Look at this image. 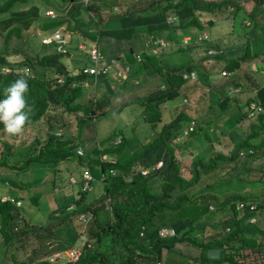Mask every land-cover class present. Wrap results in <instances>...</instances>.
<instances>
[{"label": "trees", "instance_id": "obj_1", "mask_svg": "<svg viewBox=\"0 0 264 264\" xmlns=\"http://www.w3.org/2000/svg\"><path fill=\"white\" fill-rule=\"evenodd\" d=\"M66 1L65 9L63 8L58 14L46 17L49 19L47 21H38L36 25L38 27L44 24L49 25L53 21L57 25L61 24L66 20L64 16L66 14L71 16L80 27L83 23L73 11L77 10L78 13L77 6L79 5L73 3V0ZM141 1L145 5L118 15L120 26L114 30L116 29V33H122L124 38L129 39L144 32L150 36H159L162 32L176 30L184 23H193L198 30H203L202 28L213 23L212 16L236 17L238 14L242 18L246 17L248 23L245 28L243 27L245 29L243 32L251 28L257 29L264 24V8L260 5L264 0H253V8L247 13L242 10L240 0H160L162 3L159 0ZM45 5L51 6L52 4L47 2ZM83 6L86 10L92 11H96L98 8L95 0H87L83 2ZM229 6L232 8L229 9ZM172 7L177 14V22L167 26L164 20L165 11ZM198 7H200L199 15L195 17V9ZM39 8L40 0H0V31H4L2 34L0 33V36L3 38V45L11 35L21 37L22 31L28 29L36 19H41ZM156 9L158 10L156 11ZM259 16L263 19H257ZM202 17H205V25L201 22ZM179 21L180 25H176ZM93 23L95 26V20ZM139 25H144V30H135V27ZM232 28L233 24L225 30L224 35L219 39L212 37L207 41L208 47L213 52H195L196 43L205 39L197 42L191 39L189 43L183 46L179 44L174 48L180 52H191L193 54L191 60L171 62V64L160 62L164 54L161 55L159 51L145 53L141 67L130 68L129 66L127 74L124 76L122 84L124 86L125 82L130 79H132L131 84L142 82L144 76L147 75H151L152 80L153 73H156L165 83L164 86L148 89L144 95L143 110L145 115L142 116V120L152 129V134H149L148 138L143 136L144 140L141 142L140 148L123 160L118 158V155L123 151L128 138L123 135L122 131L117 129L111 136L104 138L101 141V150L93 148L92 151L106 152L111 158L103 161H98L96 157L87 158L85 164L89 169L91 165L95 164L103 172H107L109 167H113L116 169V173L101 181L99 194L87 200L85 198L87 190H80L78 183L75 182L78 185V197L73 198L70 195V199L67 198L59 205L56 201L54 208L46 210L47 216L43 221L32 223L29 218L21 215L19 208L22 206V202L15 193L9 194L10 196H0V261L4 257L3 248L13 244L14 249L9 252L10 264H54L55 261L51 262L48 258L25 257L16 260L14 250H20L23 255H26L29 244L35 238L47 239L46 242L50 243L48 236L52 234L57 240L58 232L62 230L65 220L69 217L75 220L79 212H89L90 216L85 221L77 219V233L83 235L89 243L83 245V241L76 264H135V256L144 263L145 256L159 257L162 249L170 251L179 242L190 244L192 248L197 249V254L191 258L198 264H264V253L262 252L264 251V229L257 227L256 224L255 228L247 229L242 224L244 221L249 222L250 216L261 211L259 208L249 212L246 205H243L239 215L235 217L236 219H227L226 217L223 220L222 214H220L222 224L216 218L215 221L209 222L212 215L205 216L209 212L210 206L213 205L211 201H217L218 198L220 201L217 206L222 210V213L225 207H228L227 210H230L233 216L236 215L234 206L238 200H251L255 201L257 206L260 205L255 194L251 198V192L244 195L241 188L245 184H255V181L260 180V175H264V166H262L264 165V82L257 83L254 77H251L250 72L241 69L240 62L243 60L250 62L251 58L259 57L264 51L261 50V46L254 50L251 49L250 39L241 35L243 32H238L237 36H233ZM94 30L98 36L101 29L97 28V23ZM107 32L103 29L101 35ZM242 36L243 42L236 43L235 41H239ZM193 45L194 47H191ZM263 47L264 42H262ZM239 48L241 51L234 54ZM128 50L131 51L132 47H128ZM6 54L4 49L0 53V99L4 98V88L20 76L27 79L30 91L34 90L38 97H29L28 99L33 113L23 132L17 135V137L22 136V139L14 141L15 136L7 134V138L0 137V167L8 170L0 172V176H2L0 182L5 186H10L16 192L28 193L27 191L31 187L43 182L40 181L41 177L34 176L35 168L25 170L27 167L36 164L37 169L55 173L59 171L60 161L76 159L79 162L85 159L88 154L77 156L74 153L75 142L62 137V135L56 137L51 134L47 135V132L44 131L42 139L37 137L39 135V131L36 130L38 127L46 126L48 128L52 125L56 127L57 124H60L56 117L45 112L49 103L59 104L67 111L79 110L85 116L92 115L94 119L116 109H103L101 115L99 114L98 110L108 104L109 93H102L101 97L93 93L94 96H92L91 88L92 92L86 93L87 86H84L86 74L81 70L68 69L57 61L56 57L62 54L61 52L34 53L33 55H24L20 60L12 59V61L6 59ZM232 54L233 56H229ZM198 55L204 60L194 61V57ZM220 61L222 63L218 64L217 62ZM215 65L217 66L213 68ZM4 66L9 67L10 70L3 71ZM248 66L252 67L253 65L248 63ZM15 67H27L30 72L26 76L20 75L17 71L12 70ZM262 68L264 70V60ZM51 69L53 70L50 82L52 85L45 87L49 79L44 80L43 74L50 72ZM191 69H194L199 83L198 87L192 86V90H197L200 95H205L208 92V100L207 97H201L197 101L202 102L203 105L206 104V100L207 105L214 101L219 108V115L222 110L227 108L229 100H231V105L237 103V95L240 94L242 88V84L239 82L240 76L237 73L243 71L244 76H247L245 78L249 80L253 94L245 102L244 112L247 111L250 101L257 103L260 109L256 113V121L249 122V132L239 136L240 139L234 142L227 156L219 151L211 150V137L215 135L212 129L217 128L223 131L224 118L216 116L202 124L194 125L187 133L181 134L177 140H175V136H171V133L185 119L184 112L179 109V112H175L169 121H164L161 118L160 108L165 100L173 98L178 92H182L183 98L186 97V93L189 91L184 88V84L187 79H193L195 76L185 78L181 73ZM221 69H225L228 73L220 74ZM215 74H219L224 79L216 84ZM39 76L40 79H38ZM57 76H61L63 81L58 82ZM227 76L230 78L227 79ZM103 78L101 77V79ZM232 92L234 94L231 95ZM39 93H41L40 97ZM81 94L87 100L80 101L78 98ZM126 103L124 102V105ZM237 105L238 103L235 104V106ZM115 108L119 109V107ZM89 113L90 115H87ZM251 116H255V114ZM39 117H42L41 122L38 121ZM87 118L91 120V117ZM186 119L189 121L193 118ZM3 128L4 125L0 123V133L4 132ZM117 134H119L118 142L111 143L110 139L116 137ZM194 137L203 143V150L207 153L204 158L190 159L189 165L186 166L180 159L178 148L192 143V141L196 142ZM196 145L200 147L197 142ZM157 148L159 151L162 148L168 153V159L163 162L162 170H159L160 167L153 168L145 163L136 162L137 159H145L148 151L152 152ZM151 155H153V163L161 158L158 153H151L149 156ZM143 168H147L145 173L141 172ZM249 174H254L255 177L250 176L249 178ZM16 176H18L17 181H15ZM26 176H29L26 182H19L20 178ZM127 177L129 180L126 179ZM51 181L53 186L55 183ZM228 181H234L235 185L229 184L239 190L237 192L228 190V186L221 190L220 187L226 185L225 183ZM68 184H71L69 177ZM218 184L220 187H214ZM40 188H33L34 190L24 196L36 208L41 202L47 206L43 196L51 191L48 188L46 190ZM226 192L232 193L226 194ZM16 200L19 201L18 204H15ZM56 207L59 211L58 216H53L54 214L50 216ZM182 214L185 216H181ZM203 217L206 218L203 220ZM58 225L60 226L57 229ZM164 226L172 227L174 234L169 237L158 236V229ZM206 226L208 228L205 229ZM224 226H228V228L225 229ZM140 231L141 234H139ZM258 237L263 241H259ZM42 243L40 242V244ZM30 247L32 250L36 248ZM53 247L60 249L62 245L57 240ZM241 248H246L248 251L239 256ZM208 251H215L217 254L209 256L207 255ZM255 254L260 255L256 256L253 263H250L249 258Z\"/></svg>", "mask_w": 264, "mask_h": 264}, {"label": "rangeland", "instance_id": "obj_2", "mask_svg": "<svg viewBox=\"0 0 264 264\" xmlns=\"http://www.w3.org/2000/svg\"><path fill=\"white\" fill-rule=\"evenodd\" d=\"M31 1V0H30ZM50 3L51 6L45 5L47 2ZM90 1V0H89ZM96 4H98V8L96 11L92 10H86L83 6V1L81 0H73V3L77 6L78 13L77 17L80 18L81 22L83 23L80 27L73 21L72 17L69 15L64 14L66 17L65 22L63 21L61 24H55V21L51 22L49 25L44 24L43 26L38 27L36 23L40 20L47 21L49 20L46 17L52 16L51 13H47V10H52L53 14H58V12H61L66 6L67 1L66 0H40V8L39 11L41 13V19H36L30 27L21 33V37H16L14 35H11L9 39H7L6 43L3 45V38L0 36V53L4 49V53L6 54V59L8 61L14 60H20L23 58L24 55H33L34 53H56L61 52L62 54L58 55L56 57L57 61L61 62L62 65L68 69H77L79 70L84 65H89L91 63V59L87 54L86 50L77 49L78 43L83 44L84 48H90L95 47L99 53L101 51L99 50V41L102 37L96 36L95 32L92 31L97 20H108L110 24H113V21L118 19V15L123 13L124 11L130 10V9H137L141 6L145 5L143 1L141 0H95ZM243 1V8L245 11L249 9V7L252 4L251 0H242ZM82 2V3H81ZM160 3L162 1L159 0ZM156 4V2H155ZM113 5L115 8H113ZM264 5V4H263ZM52 8V9H50ZM156 8V7H155ZM158 9H156L157 11ZM196 14L194 13L195 17L199 15L200 7L195 9ZM141 13V12H140ZM139 13V14H140ZM166 16H174L177 17L176 12L174 11L173 7L171 9H166L165 11ZM63 16V14H62ZM213 23L210 26H205L203 29L204 32H206L207 37L205 40L196 43L197 48L194 49L195 52H207L209 47L207 41H209L212 37L214 39H219L222 37L225 33V30H227L231 24H233L232 28V35L237 36L238 32H243L245 29V26H247L248 20L247 19H240L239 16H228V17H220V16H212ZM257 19H263L260 16ZM95 20V26H93V22ZM202 24H206L205 17H202L201 19ZM177 22V18L175 19L174 23ZM99 23V22H98ZM239 23V24H238ZM243 24V25H240ZM180 25V21L176 24ZM244 27V28H243ZM54 28H57L60 32V38L54 39L50 38L51 32ZM119 28V27H118ZM144 25H139L135 27V30H144ZM101 29V27H100ZM97 31V30H96ZM199 30L192 24L184 23V25H180L176 28V30L172 29L169 31L162 32L160 36L164 40H172V45H167L166 47L160 48V53L163 55V58L160 60V62H165L168 64H171V62H178V61H187L191 57V52L189 51H177L176 49L172 48L173 44L177 43L179 38L188 33V34H195ZM4 32V31H3ZM0 31V33H3ZM98 35V34H97ZM244 37H248L250 39L251 49L259 48L261 46V50L264 51V47L262 48V42H264V24H262L261 27L251 28L246 30L245 32L241 33ZM243 36L239 41H235L236 43H242L243 42ZM254 36H259L258 38H252ZM24 39V40H22ZM149 39V36L144 32L142 34L134 35L132 38H124V37H117L116 42L112 45L107 46L106 48H101L104 50V55L108 56L109 54L113 53H119L120 54L116 57L111 56L107 59L106 62H108L111 58H114L118 60L117 62L121 61V59L128 60L125 63H128L130 68H137L141 67L142 60H144V54L148 53L143 48V41ZM213 39V40H214ZM22 40V41H21ZM119 41V42H117ZM234 43V44H236ZM59 44H63L60 46ZM233 44V45H234ZM132 47V50L129 51L128 47ZM191 47H194L191 46ZM162 49V50H161ZM241 51V48H239L234 54L239 53ZM213 52V51H211ZM15 53V54H13ZM134 53H139L142 56V59L138 61ZM103 55V58H104ZM227 55V54H226ZM225 55V56H226ZM229 56H233L229 55ZM228 58V57H227ZM191 60V59H190ZM194 61L197 60H204L200 58V55L195 56ZM264 60V52L261 53L259 57H253L248 62L246 60H243L240 62L242 65L241 69L245 72H250L251 77H254L257 83L261 84L264 82V70L262 68ZM123 61V60H122ZM93 62V61H92ZM184 63V62H183ZM218 64H221L222 61L217 62ZM248 63H251L253 66L249 67ZM217 65H215L213 68H215ZM9 70L10 68L7 67ZM5 70V66L4 69ZM13 71L16 70L20 75L29 74L30 69L27 67H15L12 69ZM193 70V69H191ZM51 69L50 72H47L43 74V79H49L48 84L45 87L51 86L50 83L52 80V72ZM194 71V70H193ZM243 71L237 73L239 77V82L242 84V88L239 90L240 94L237 95V103L238 105L235 106V104L230 103L231 100L228 101V106L225 110H222L219 113L218 106L214 103V101L211 102L210 105H207L208 100V92L205 95L198 94V91L193 89L192 86H199V83L197 81V77L190 79L186 81L184 84L185 87L189 92L186 93L185 100H183V94L182 92H178L173 98L167 99L164 101V104H162L160 108L161 112V118H163L164 121H169L175 114V112H179V109H181L184 112L185 119L181 121V123H186L188 120L186 118H193L195 121V125L202 124L205 121L210 120L211 118H215L218 116L219 118H225L226 123H223V131L217 128H213L212 131H214L213 137H211V150L213 151H219L220 153L224 155H228L230 150L232 149L231 146H233L234 142L237 139H240L239 136L243 135L242 133L249 132V122H255L256 121V114L255 116H249L247 115V111L244 112L245 109V102H247L249 96L253 94V91L250 89L251 85L249 83L248 78L246 75L244 76ZM111 71L100 74L96 81H99V78L106 77L108 73ZM122 76H125L127 74L126 71L122 70ZM242 75V76H241ZM121 76V78H122ZM151 75L144 76V81L139 83H133L130 86H128L126 83L125 88L120 90L119 93L122 94L121 98H131L134 96H137L141 92H143L142 95L137 96L135 99H129L127 103L122 108H114L116 110L111 111L110 113H107L105 115L97 117V119L93 123V131L94 135L96 137L97 141H102L107 136H111L113 131L120 129L122 131L123 135L128 138V141L124 144L123 151L119 153L118 158L123 160L125 157H127L129 154L135 152L138 150L141 146V142H143V136H147L149 134H152V129L147 125L146 122L142 120V116L145 115V112L143 110V100L144 95L147 93L148 89L154 88V87H161L164 86L165 83L162 78H159L156 73L152 74V80H150ZM230 76H227V79H229ZM40 79V76L38 77ZM224 77L220 76L219 74H215L214 81L217 84L218 82L222 81ZM114 83L116 85L117 79H114ZM118 86V85H117ZM116 86V87H117ZM195 87V88H196ZM116 90V89H115ZM112 92H114V88L111 89ZM234 94V92L231 93V95ZM41 96V93H39V97ZM29 97L36 98L38 95L34 90H29L27 94V99ZM119 97V96H117ZM201 97H207L206 104L203 105L202 102H198ZM113 98V97H112ZM119 99V98H118ZM213 104V105H212ZM239 106V107H238ZM104 108H101V111ZM45 112H47L49 115H52L53 117L57 118L58 122H62L64 127H69L68 123L69 119L72 118L73 112H68L64 108H62L59 104H52L49 103L47 108L45 109ZM69 113V114H68ZM77 118L79 117L76 114ZM81 116V115H80ZM43 117V116H42ZM38 120L41 122V118ZM73 120V119H72ZM219 123V122H218ZM31 125V124H30ZM35 125V124H34ZM36 127V126H35ZM43 128V131H42ZM38 127L36 130L39 131V135H37L38 138L42 139L44 137V131L46 130V126ZM158 128V127H156ZM179 128L172 131L171 136H175L179 132ZM73 130H75V127L73 126ZM35 133H37L35 131ZM70 134L67 135H73L75 137H79V132L73 133L72 130H69ZM78 133V135H77ZM88 133L86 131H82L80 137L81 140L86 137ZM170 136V137H171ZM1 138H7L6 133L1 132L0 133ZM119 138V134L116 135L115 141H117ZM196 138H198L196 136ZM196 140L197 144L200 147H197L196 142L192 141V143H187L186 145L178 148V154L180 156V159L182 162L187 166L189 165L190 159L192 158H204L206 156L205 151L203 150V143L199 141V139ZM14 141H19L22 139V136H15ZM172 139V138H171ZM182 139V138H181ZM180 139V140H181ZM179 140V141H180ZM253 140V139H252ZM178 141V142H179ZM189 142V141H188ZM173 143V142H172ZM83 144L93 145L95 144V139L93 141V137H89L86 139V141H83ZM177 144V143H174ZM87 145V146H88ZM151 153L155 154L158 153V156L161 158L159 159L161 161V166L159 170H162L164 168L163 162L168 159V153L165 150L159 151V148L156 150H153L152 152H147L145 159H137V163H145L146 165H153V155L149 156ZM83 160V159H82ZM157 164V163H156ZM85 164H82L80 162H77L75 160L70 161H60L58 164L59 171L55 173L47 172L46 170H41L36 168V164L27 167L25 170H33L32 168H35V174L34 176H39L40 181L43 182L41 184H38L34 187H31L28 193H30L33 188H40L42 190L51 189V191L45 196H43L44 200L46 201V205L44 202H41L39 206L36 208L31 202L29 203L26 199V196L28 193L26 192H16L13 188L10 186H5L2 182H0V196L4 197L6 195H11L15 193L22 202V206L19 208L20 214L23 215L26 218H29L30 221L33 223L34 221H43L44 218L47 216V211L49 209L54 208L53 206L56 204L59 205L60 203L64 202L69 196L71 195L73 198H77V188L78 185L76 183L68 184V177L70 175L77 176L80 174L81 168L84 167ZM264 166V165H262ZM261 167V166H260ZM50 170V169H49ZM48 170V171H49ZM92 179L90 181L91 189L87 190V193L85 195L86 200L93 198L95 195L99 194L101 190V181L98 180L100 171L99 168L93 164L91 165V168L89 169ZM7 169H4L0 167V172H6ZM12 174V173H11ZM30 176V175H29ZM28 176V177H29ZM255 177L254 174H249V178ZM2 177V176H0ZM28 177L20 178L19 182L24 183L28 180ZM18 176L15 177V181H17ZM53 179V180H52ZM52 180V181H51ZM233 180V179H231ZM264 175H260V180L255 181V184H245L244 187L241 188L243 190V194L251 192V198L254 197V194L257 197V201L260 203L259 206L256 205V208H259L261 211H257L256 214L253 216L254 219L252 220L250 218L249 222L244 221L242 224L247 227V229H253L255 228V224L257 227H260L261 229H264ZM54 182L55 184L52 186L50 183ZM56 181V182H55ZM59 182V183H57ZM218 183V182H217ZM232 183L235 185L234 181H231L228 183H225L226 185L220 187V185H215L214 187H220V189H225L227 186L229 187L228 190H233L234 192H237L239 189L237 187L231 186ZM241 184V183H240ZM238 184V185H240ZM237 185V186H238ZM257 185V186H255ZM221 189V190H222ZM224 191V190H223ZM230 194L232 192H226V194ZM9 195V196H10ZM70 196V197H71ZM250 198V199H251ZM70 199V198H69ZM217 201H211L212 206H210L209 212L205 214L206 217L212 215L211 218H209V222L214 220L215 218L217 221L222 224V218L223 220L227 217V219H234L239 215V213L236 214V216H232L230 210H227L228 207H225L224 212L222 213V218L220 216L222 210L218 208ZM17 204V203H15ZM216 206H215V205ZM33 205V206H32ZM214 206V207H213ZM45 209V211H44ZM213 211V212H212ZM56 213V214H55ZM54 214L53 216H58L59 211L56 207V210L50 213V216ZM181 216H185V214H182ZM203 217V220L206 218ZM77 218V217H76ZM78 219V218H77ZM77 219L72 220L70 217L65 220V224L62 227V230L58 232V238L57 240L61 243L62 247L54 248L53 245L57 243V240L53 235H49L48 238L50 239V243H47V239H37L35 238L28 246V253L26 255H23L20 250H14L15 251V259L21 260L25 257H33V258H48L49 261L53 262L54 264H62L65 262V257L63 255V250L71 245H76L77 247L80 245L81 241H84L83 245L88 244L89 242L85 239L83 235H79L77 233V227H78V221ZM236 219V218H235ZM62 224V223H61ZM60 224V225H61ZM56 226L58 229L59 226ZM225 229L228 228V226H224ZM208 228V226L205 227V229ZM56 229V230H57ZM160 231H164V229H160ZM169 231V230H168ZM57 236V235H56ZM259 237H263L262 235H258ZM259 241H263L262 238H259ZM39 242V243H38ZM40 242H43L40 244ZM30 246H34V250L31 249ZM9 247V248H8ZM261 247V246H260ZM6 248H8L6 250ZM262 248V247H261ZM14 249V245L7 246L3 248L4 257L2 261H0V264H10L11 258L9 255V252ZM56 250V251H55ZM58 250V251H57ZM248 249L241 248L240 254H243L244 252H247ZM264 253V251H262ZM197 254V249L192 248V246L185 243H176L173 248L168 251L167 249H162L161 255H162V264H198L196 261H192L191 256ZM217 254L215 251H208L207 255L212 256ZM260 254H255L253 257L249 258V262L253 263L256 260V256Z\"/></svg>", "mask_w": 264, "mask_h": 264}, {"label": "built area", "instance_id": "obj_3", "mask_svg": "<svg viewBox=\"0 0 264 264\" xmlns=\"http://www.w3.org/2000/svg\"><path fill=\"white\" fill-rule=\"evenodd\" d=\"M83 2L87 1V0H81ZM175 1V0H173ZM47 13H51V15L53 16L54 14L52 13V10H47ZM176 17L174 16H167L166 18V22H168V24H172L175 21ZM207 34L206 32H204L203 30L196 32L195 34H184L180 37L179 41L181 45H185L186 43H189L191 41V39L194 42L206 39ZM50 38H54V39H59L60 38V32L58 29L53 30L51 32V36ZM61 46V44H59ZM167 45H171V41H167L164 40L160 35L159 36H150L149 39H146L143 41V48L145 49L146 52H153V53H157L158 51H160V48L166 47ZM78 49L81 50H86L88 56L90 57V59L93 61H91V63L89 65H83L79 70H81L84 74H86V78L84 80V86H88V85H93L94 82H96L97 77L100 74H104L107 73L109 71H113L114 66L116 61L114 60V58H111L108 62H104L101 63V60L103 59V55L101 53H99L97 51V49L95 47H90V48H84L83 44L78 43L77 45ZM212 50L209 48L208 52H211ZM135 58L140 61L142 59V56L139 53H135L134 54ZM4 69V67L2 68V70ZM128 66L125 65L124 66V70H127ZM9 69L7 67H5V70L3 71H8ZM16 71V70H14ZM228 72L225 69H221L220 70V74H227ZM183 77L185 78H193L195 76V72L193 70H190L188 72L184 71L181 73ZM87 76L90 77V81L87 79ZM56 80L58 82H62L63 78L61 76H57ZM259 106L257 103L250 101L247 105V115L251 116L253 114H255L258 110H259ZM194 126V120H189V122L187 123V125L185 127H183L176 135H175V140H177L178 138L181 137V134H185L187 133V131L189 129H191ZM119 140V138H118ZM115 141V139L112 141V143H116L118 142ZM77 153H81V149L78 147L76 149ZM110 155H108L107 153H100L98 155H96V159L98 161H103L105 159H110ZM157 163V164H156ZM155 163V167H158L161 165V161L157 160ZM142 173L146 172V169H142L141 170ZM116 173V169L113 167H109L107 172H103L100 171V175L98 180L99 181H104L106 180L110 175H113ZM92 179L90 170L88 167H84L81 169L80 174H79V178H76L75 176L70 175L69 176V181L71 183H75L77 182L79 185L80 190L84 191V190H89L91 189V185H90V181ZM127 180H129V177L126 178ZM16 203L18 204L19 201L16 200ZM243 206V203L241 201L238 202L237 207L240 208ZM249 209L254 208V204H249ZM86 214V216H85ZM90 216V213H84V212H79L77 214V218L79 220H83L85 221L88 217ZM252 219V218H251ZM164 229V231H160L161 234L163 233H167L168 235H172L174 233V230L172 227H168V228H161ZM169 230V231H168ZM82 243L83 241H81V244L77 247L76 245H71L66 247L63 250V255L65 257V262L67 264H76V261L78 260V257L80 255L81 249H82ZM152 264V263H150ZM155 264H159V262H156Z\"/></svg>", "mask_w": 264, "mask_h": 264}, {"label": "crops", "instance_id": "obj_4", "mask_svg": "<svg viewBox=\"0 0 264 264\" xmlns=\"http://www.w3.org/2000/svg\"><path fill=\"white\" fill-rule=\"evenodd\" d=\"M101 1V0H100ZM241 1V5H242V10L245 12V13H247L251 8H253V0H251L252 1V4H251V6L249 7V9L247 10V11H245L244 10V8H243V1L242 0H240ZM261 5V4H260ZM114 6V5H113ZM232 8V6H229V9H231ZM65 9V8H64ZM74 11V13L76 12V14H77V10H73ZM64 12V11H63ZM61 13V14H64V13ZM236 16H239L241 19H243L240 15H238V14H236ZM166 18H167V16L165 15V22H166ZM246 18V17H245ZM244 18V19H245ZM65 22V21H64ZM99 22V23H98ZM98 22H97V28H99L100 29V27H101V31H99L98 32V36H100V37H102L101 39H100V41H99V43H98V45H99V50L101 51V54L102 55H104V50H102L101 48H106L107 46H109V45H112V44H114L115 42H116V38L119 36H121V37H123V34L122 33H116V29L120 26L119 25V19H116L115 21H113V24H110L109 22H108V20H98ZM93 26H94V23L92 24ZM166 25L167 26H170L171 24H168V22H166ZM114 28H116L115 30H114ZM103 29L104 30H106V31H108L106 34H103V35H101V32L103 31ZM56 30V29H55ZM92 31H94L95 32V30L93 29ZM111 32V33H110ZM133 34V33H132ZM131 34V35H132ZM129 35V34H128ZM130 35V36H131ZM129 36V37H130ZM149 37H150V35H148ZM127 38V37H126ZM117 42H119V41H117ZM179 43H180V41H178ZM183 46V45H182ZM77 47V46H76ZM77 49H78V47H77ZM120 52H122V51H119V53H113V54H109L108 56H105L104 55V58L101 60V63H104V62H106L107 61V59L109 58V57H111V56H114V57H116V56H118L119 54H120ZM149 53V52H148ZM135 54V53H134ZM123 60V61H122ZM118 60L116 59V63H115V66H114V69H113V71H111L110 73H108L107 74V76L106 77H104L103 79H101V78H99V81H96L95 82V84L94 85H88L87 86V90H86V93L87 92H92V96H94V94L95 95H97V96H99V97H101V94L102 93H109V99H108V104L107 105H105L104 106V109H107V108H115V107H119V108H122L121 106H123L124 105V102H127L129 99H135L137 96H139V95H142L143 94V92H141L140 94H138L137 96H134V97H131V98H121L122 97V95H123V93L122 94H120L119 93V91L120 90H122V89H124L125 88V86L124 85H122L123 83H124V76H122V70H124V66L125 65H127L128 66V69H129V65H128V63H125L126 62V60L125 59H121V61H119V62H117ZM128 69L127 70H124V71H128ZM194 70V69H193ZM195 72V71H194ZM121 76H122V78H121ZM87 79L90 81V77L89 76H87ZM114 79H117V83H116V85H115V83H114ZM150 80H151V77H150ZM152 81V80H151ZM131 82H132V79H130V80H128V81H126L125 83L127 84V85H129V84H131ZM125 84V85H126ZM118 85V86H117ZM90 86V87H89ZM117 86V87H116ZM90 88H91V90L92 91H90ZM114 88V92H112L111 91V89H113ZM116 89V90H115ZM123 91V90H122ZM94 93V94H93ZM117 96H119V97H117ZM113 97V98H112ZM119 98V99H118ZM80 101L81 100H87V98H85V97H83L82 96V94H81V96H79V98H78ZM77 99V100H78ZM184 99V98H183ZM68 112L70 113V112H73V116H72V118L71 119H69L68 121V123H66V124H68L69 125V127H64V132H67V134H70L69 133V130L71 131L72 130V132L73 133H75V132H79V137H75V136H73V135H67V134H64V137H66L67 139L69 138L70 140H72L73 142H75V144H76V142L78 143L77 145H81V146H83V148H84V151H85V153H88L87 154V156L89 157V158H95L96 157V155H98L99 153L97 152V151H95V152H93L92 151V149L93 148H97L98 150L100 149L101 150V141L99 142V141H97L96 140V137H95V135H94V131H93V123H94V121L97 119V118H91V120L89 119V118H85L84 116L83 117H81V118H77V116H76V111L74 112L73 110L72 111H70V110H68ZM98 112H99V114L101 115V110H98ZM68 113V114H69ZM73 119V120H72ZM223 121H226V119L224 118L223 119ZM188 123V122H187ZM187 124L186 123H180V125L178 126V127H180L179 128V130L181 129V128H183L184 126H186ZM73 126L75 127V130H73ZM177 127V128H178ZM82 131H86L87 133H88V135H89V137L91 136V137H93V141H94V139H95V144H93V145H88V144H83V141L85 142L86 141V139L87 138H89L88 136H86V137H84V139L83 140H81V137H80V135H81V133H82ZM77 135H78V133H77ZM106 142V141H105ZM105 144V143H104ZM88 145V146H87ZM239 213V212H238ZM221 214H222V212H221Z\"/></svg>", "mask_w": 264, "mask_h": 264}, {"label": "clouds", "instance_id": "obj_5", "mask_svg": "<svg viewBox=\"0 0 264 264\" xmlns=\"http://www.w3.org/2000/svg\"><path fill=\"white\" fill-rule=\"evenodd\" d=\"M263 4H264V2H262V4H261L262 8H264V5ZM113 8H115V6H113ZM50 9H52V8H50ZM172 24H174V22ZM55 29H57V28H54L53 30H55ZM199 31H201V30H199ZM169 41H171V45H172L173 41L172 40H169ZM178 45H179V43L177 42V43L173 44L172 48H175ZM26 75H28V74H25V76ZM52 76H53V73H52ZM29 90L30 89H29L28 81H27V79L24 76H20L18 79L14 80L10 85H8L3 90L4 98L3 99H0V123H2L4 125V128H3L4 133H6L9 136H17V135L21 134L23 132L24 128L26 127V125L28 124L29 120H30V116L33 113V108L29 104L28 99H27V94H28ZM76 114L79 116L78 118H81L83 116L85 118H87V117L94 118L92 115L91 116H85V114H83L79 110L76 111ZM87 115H90V113L87 114ZM59 123L60 124H57L56 127H54L52 125L51 127L46 128L45 133L47 132V135L48 134H51V135L56 136V137H59L60 135H62V137H63L64 134H65V132H64V125L62 124V122H59ZM194 125H195V121H194ZM115 138L116 137L110 139V142L112 143V141ZM77 144L78 143L76 142V146L74 147V153L77 156H83L85 154L84 148H83V146L77 145ZM78 147L81 149V153L80 154L76 152V149ZM102 153H106V152H102ZM87 158H89V157L86 156L85 159L80 160L79 162L82 163V164H85V162L87 161ZM157 160H159V159H157ZM156 161L153 163V165L151 167L158 168V167L161 166L160 165L158 167H155ZM84 167H87V165L85 164ZM84 167H82V168H84ZM143 169H146V171H147V168H143ZM75 177L76 178H79V175H77ZM239 201H241L243 203V205H246L247 210L249 212L250 211H254V210L257 209L256 208V202L255 201H251V200H249V201L238 200V201H236L235 206H234V208L236 210V214L238 212L240 213V210L242 208V207H240V208L237 207V204H238ZM249 204H254V208L249 209V207H248ZM250 218H252V220L254 219L253 216H250L249 217V220H250ZM161 228H168V227L167 226H164V227H161ZM161 228H159L158 231H157V234L160 237H169V236H172L174 234V233L172 235H168L167 233L161 234L160 233V229ZM139 234H141V231L139 232ZM147 244H148V240H147ZM136 253H137V251L135 250V254ZM162 259H163L162 258V255H159V257L158 256H155L154 258L150 257V255H147V256H145L143 258L144 263H142L135 256V264H150V263L155 264L156 262H159V264H162L163 263V260ZM64 263H66V262H64Z\"/></svg>", "mask_w": 264, "mask_h": 264}, {"label": "water", "instance_id": "obj_6", "mask_svg": "<svg viewBox=\"0 0 264 264\" xmlns=\"http://www.w3.org/2000/svg\"><path fill=\"white\" fill-rule=\"evenodd\" d=\"M70 1H72V0H70Z\"/></svg>", "mask_w": 264, "mask_h": 264}]
</instances>
